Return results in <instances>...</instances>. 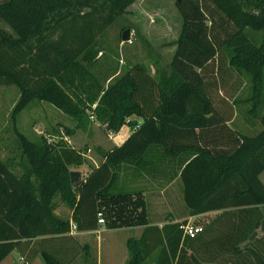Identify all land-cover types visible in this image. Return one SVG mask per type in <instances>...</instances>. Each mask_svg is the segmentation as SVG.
<instances>
[{"label": "trees", "instance_id": "trees-1", "mask_svg": "<svg viewBox=\"0 0 264 264\" xmlns=\"http://www.w3.org/2000/svg\"><path fill=\"white\" fill-rule=\"evenodd\" d=\"M135 2L0 0V20L17 34L0 31V85H17L22 90L15 112L35 97L48 95L54 104L81 119L83 108L92 105L82 100L83 108L70 110V105L53 98L59 93L56 82H83L82 62L94 63L92 47L97 37ZM177 5L183 27L170 73L164 70L153 76L136 65L105 90L92 110L97 119L114 133L127 122L134 129L120 146L107 152L79 187L73 188L67 167L81 166L85 159L68 146L56 152L34 146L31 153L36 159L30 173L41 179L39 184L31 182L29 175L18 177L0 158V262L14 250L28 264L39 254L48 264H72L81 253L86 259L88 246L71 234L72 222L78 231L97 229L104 204L118 205L117 213L123 214L119 201L108 197L119 165L143 163L148 149L158 145L166 156L195 154L180 173L184 201L192 214L240 209L236 232L225 241L227 255L222 261L264 264V183L260 178L264 110L259 101L264 90V42L258 45L247 32L264 30V0H177ZM245 76L253 83L249 99L254 100L247 119L251 124L253 117L258 119L261 127L253 135L230 125L243 101L239 93ZM133 115L141 123L127 121ZM54 169L65 173V178L53 174ZM59 189L72 210L70 218L55 212L52 198ZM135 223L147 220L140 215ZM187 223L146 226L141 237L128 239L126 264H219L199 256L195 246L205 240L206 233L186 235L181 226ZM248 241L251 246L243 245Z\"/></svg>", "mask_w": 264, "mask_h": 264}, {"label": "rangeland", "instance_id": "rangeland-1", "mask_svg": "<svg viewBox=\"0 0 264 264\" xmlns=\"http://www.w3.org/2000/svg\"><path fill=\"white\" fill-rule=\"evenodd\" d=\"M129 25L131 27H128ZM182 27L183 17L177 0H136L128 7L126 13L118 15L97 37L92 47L95 54L94 63L87 65L82 62L86 71L83 82L77 80L75 83L66 80L56 82V90L60 95L54 94L53 98L61 101L63 105H70V110L75 109L73 106L83 108L82 100L92 105L90 109L83 108L84 112L80 113L81 119L54 104L48 99V95L35 97L22 111L15 112L22 90L17 85H0V158L18 177L29 175L31 182L39 184L37 180L41 179L30 173L34 169L32 162L36 159L31 153L34 146H42L49 152H56L63 146H68L81 152L85 162L81 166H68L67 172L80 171L82 178L85 179L94 170V161L99 162L103 158L105 160V155L114 149V144L124 141L134 129L127 122V126L117 133L109 130L97 119L96 112L92 111L97 107L98 100L110 85L136 65L143 66L153 76L156 74L158 76L164 70L170 73V63ZM124 28L132 29L131 41L122 40ZM0 31L17 37L2 20ZM247 32L258 45L264 42V30L247 29ZM31 42L34 43L35 38ZM214 74L211 75L212 82ZM244 79V87L239 93L243 101L237 106L236 125L253 135L258 131L260 124L259 120L253 117L251 126L246 125L254 100L249 99L253 83L248 76ZM92 96H98L97 101L89 103L87 98ZM259 101L262 103L260 108L263 111L264 90ZM135 116H131L127 121L134 119ZM60 171L54 169L52 172L65 178L66 174ZM52 202L56 214L64 218L69 217L72 210L63 199L60 189L54 194ZM89 242V256L85 259L83 253L76 264H97L96 245L91 238ZM201 254L203 256V253ZM206 257L219 260L221 255L210 254Z\"/></svg>", "mask_w": 264, "mask_h": 264}, {"label": "crops", "instance_id": "crops-1", "mask_svg": "<svg viewBox=\"0 0 264 264\" xmlns=\"http://www.w3.org/2000/svg\"><path fill=\"white\" fill-rule=\"evenodd\" d=\"M237 116L238 110L230 125L244 133L247 132L244 128L242 129L236 125ZM134 119L141 123L140 117L135 116ZM246 125L251 126V123L246 121ZM260 129L261 127H258V131ZM124 141L121 143L116 142L114 146H120ZM194 156L195 154L190 152L178 156H166L163 148L157 145L148 149L143 163L137 161L122 162L117 169L118 177L108 197L116 198L117 203L119 201L118 204L124 208L123 214L117 213L118 205L114 203L104 204L100 209V213H102L105 220L103 224H99L97 229L90 231L71 229V234L81 245L88 246V251L89 239L93 240L97 248V264H126L129 258L127 247L129 238L141 237L148 225L162 227L167 223L186 220L190 224L195 223L197 226L204 228L205 240L195 246L202 259L217 262V259L207 258L206 256L210 254L221 255L218 261L219 264H231L222 261L225 260L223 257L227 255L225 241L236 232L240 209L214 210L201 214H192L189 211L184 201L180 173ZM103 161L104 158L99 162L95 160L94 168H97ZM260 178L264 183V171L261 173ZM119 195L122 199L118 198ZM225 211L229 213H225ZM71 214L72 212H70L68 218L71 217ZM140 215L146 218L147 223H135ZM257 232V237L260 238L263 235L261 227L257 229ZM246 244L252 245L249 241L243 243V245ZM82 255L83 253L72 264H76ZM0 264L28 263H25L18 251L14 250ZM29 264L48 263L44 256L39 254Z\"/></svg>", "mask_w": 264, "mask_h": 264}, {"label": "built area", "instance_id": "built-area-1", "mask_svg": "<svg viewBox=\"0 0 264 264\" xmlns=\"http://www.w3.org/2000/svg\"><path fill=\"white\" fill-rule=\"evenodd\" d=\"M131 40H132V38L130 39V41ZM92 118H94V116H92ZM98 217H99L98 218L99 224H103L105 222V220L103 218L102 213L99 212ZM181 228L184 230L186 235H189L191 237L197 236L198 234H200L204 230V228L202 226L192 225L190 223L182 225ZM71 229L72 230H76L77 229V225L75 223H73V222L71 224Z\"/></svg>", "mask_w": 264, "mask_h": 264}, {"label": "water", "instance_id": "water-1", "mask_svg": "<svg viewBox=\"0 0 264 264\" xmlns=\"http://www.w3.org/2000/svg\"><path fill=\"white\" fill-rule=\"evenodd\" d=\"M181 1V0H178ZM131 39V30L130 28H126L123 33H122V40L124 42H128ZM70 178H71V183L73 187L77 188L81 185L82 183V173L80 171H71L70 172Z\"/></svg>", "mask_w": 264, "mask_h": 264}]
</instances>
